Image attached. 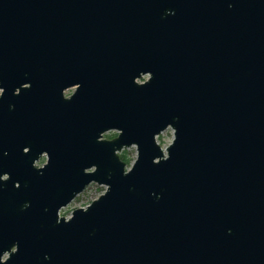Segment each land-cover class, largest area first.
<instances>
[{
    "label": "water",
    "instance_id": "1",
    "mask_svg": "<svg viewBox=\"0 0 264 264\" xmlns=\"http://www.w3.org/2000/svg\"><path fill=\"white\" fill-rule=\"evenodd\" d=\"M0 264H264V0H0Z\"/></svg>",
    "mask_w": 264,
    "mask_h": 264
},
{
    "label": "rangeland",
    "instance_id": "2",
    "mask_svg": "<svg viewBox=\"0 0 264 264\" xmlns=\"http://www.w3.org/2000/svg\"><path fill=\"white\" fill-rule=\"evenodd\" d=\"M146 77H143L140 79V81H143ZM73 89H68L65 92V96H68L72 93ZM117 135L116 131H108L103 134V138H112ZM173 139V130L171 128L165 129L162 133H160L156 137L157 143L161 146L162 149H164L168 144L171 143ZM42 160L37 163V166H40L42 164ZM102 186H99L95 183H91L88 185L81 193H79L67 206L63 207L59 211V215L63 217H69L71 212L80 207H85L89 203H91L92 200L96 199L99 196V193L101 191Z\"/></svg>",
    "mask_w": 264,
    "mask_h": 264
},
{
    "label": "flooded vegetation",
    "instance_id": "3",
    "mask_svg": "<svg viewBox=\"0 0 264 264\" xmlns=\"http://www.w3.org/2000/svg\"><path fill=\"white\" fill-rule=\"evenodd\" d=\"M145 80V79H144ZM139 82H142V81H140V80H138ZM69 96V95H68ZM43 161V160H42Z\"/></svg>",
    "mask_w": 264,
    "mask_h": 264
},
{
    "label": "trees",
    "instance_id": "4",
    "mask_svg": "<svg viewBox=\"0 0 264 264\" xmlns=\"http://www.w3.org/2000/svg\"><path fill=\"white\" fill-rule=\"evenodd\" d=\"M124 157V156H123Z\"/></svg>",
    "mask_w": 264,
    "mask_h": 264
}]
</instances>
